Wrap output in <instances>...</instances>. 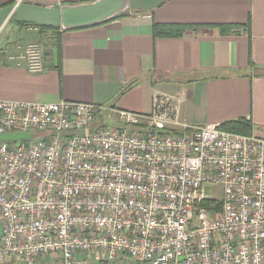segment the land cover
Here are the masks:
<instances>
[{"label": "built area", "instance_id": "1", "mask_svg": "<svg viewBox=\"0 0 264 264\" xmlns=\"http://www.w3.org/2000/svg\"><path fill=\"white\" fill-rule=\"evenodd\" d=\"M9 59L44 71L39 43ZM181 99L0 100V135L33 138L0 142V264H264V138L187 124Z\"/></svg>", "mask_w": 264, "mask_h": 264}, {"label": "crops", "instance_id": "2", "mask_svg": "<svg viewBox=\"0 0 264 264\" xmlns=\"http://www.w3.org/2000/svg\"><path fill=\"white\" fill-rule=\"evenodd\" d=\"M92 1L0 3L53 8ZM153 24L202 27L156 38ZM212 26L234 28L222 34ZM30 43L43 47L44 71L38 74L9 59ZM153 92L179 95L178 116L187 124L245 119L250 134L264 138V0H168L151 12L66 30L59 52L37 29L6 24L0 31V100H66L148 113Z\"/></svg>", "mask_w": 264, "mask_h": 264}, {"label": "water", "instance_id": "3", "mask_svg": "<svg viewBox=\"0 0 264 264\" xmlns=\"http://www.w3.org/2000/svg\"><path fill=\"white\" fill-rule=\"evenodd\" d=\"M168 0H95L61 7H37L15 4L0 9V31L7 24H35L62 30L79 29L97 25L125 12H151ZM25 133L0 135V142L31 141ZM2 225L0 223V239Z\"/></svg>", "mask_w": 264, "mask_h": 264}, {"label": "trees", "instance_id": "4", "mask_svg": "<svg viewBox=\"0 0 264 264\" xmlns=\"http://www.w3.org/2000/svg\"><path fill=\"white\" fill-rule=\"evenodd\" d=\"M127 13L129 12L122 13L107 21L117 19L121 16L126 15ZM7 24H11V23H7ZM16 25L19 27H25V28L31 27L37 29V33L40 39L44 42V44L50 47L52 50L59 52L61 45V33L66 30H62L61 28H56V27L37 26L35 24L18 23ZM201 27L202 26L199 25L153 24L152 34L156 38L182 37L184 33L188 31H196ZM212 27L217 28L222 34H227L231 29L234 28L232 26H212ZM249 66L252 67L251 61L249 62ZM220 129L232 133L249 135L252 132V125L248 120L236 119V120L223 122L222 124H220Z\"/></svg>", "mask_w": 264, "mask_h": 264}, {"label": "rangeland", "instance_id": "5", "mask_svg": "<svg viewBox=\"0 0 264 264\" xmlns=\"http://www.w3.org/2000/svg\"><path fill=\"white\" fill-rule=\"evenodd\" d=\"M11 41H14V39H11ZM104 125L108 127H112L115 124L108 120V119H103V118H97L93 124L91 125L90 129H96L97 127ZM205 196L213 198L215 200H220L222 197V187L221 185L218 184H213V185H207L205 188Z\"/></svg>", "mask_w": 264, "mask_h": 264}]
</instances>
